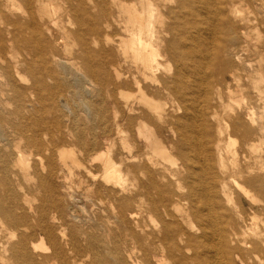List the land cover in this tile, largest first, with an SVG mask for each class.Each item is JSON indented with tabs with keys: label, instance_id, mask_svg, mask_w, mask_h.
I'll list each match as a JSON object with an SVG mask.
<instances>
[{
	"label": "bare ground",
	"instance_id": "obj_1",
	"mask_svg": "<svg viewBox=\"0 0 264 264\" xmlns=\"http://www.w3.org/2000/svg\"><path fill=\"white\" fill-rule=\"evenodd\" d=\"M0 264H264V0H0Z\"/></svg>",
	"mask_w": 264,
	"mask_h": 264
},
{
	"label": "rangeland",
	"instance_id": "obj_2",
	"mask_svg": "<svg viewBox=\"0 0 264 264\" xmlns=\"http://www.w3.org/2000/svg\"><path fill=\"white\" fill-rule=\"evenodd\" d=\"M123 69L125 70L126 66H124ZM66 143H67L66 145L69 144V142H66ZM96 165H98V163H96ZM97 170H98V168L94 166L93 167V171L96 172ZM96 182L98 183L99 181H95V180H92V179L89 180L87 176H82V174H80L79 176H76V177L68 180L67 185L72 186V190H73L72 192L75 195V201H76L75 203H73L70 200V198L66 195V192L63 190L62 186L60 187V191H61V194H62L61 197H63V198H61V201L67 200V202H69L71 204L72 208H71V210H68V211H71V212L73 211L75 214H77L79 216L80 215L84 216L86 214V212L85 211L83 212V210H82V206H84V204L87 205V207L85 206V208H87L90 211L89 208H91V204H90L88 199L91 196H88L89 191H88L87 188L88 187H93V189L91 191V195L93 197L98 196L99 189L94 184ZM90 183H93L94 185L89 186ZM83 193H85V194H83ZM105 206H107V205H105ZM247 206H248V204H247ZM119 239L121 240V245H122L123 248H130V246L132 244V240L129 238L127 232H122L121 234H119ZM136 245L139 247V244H136Z\"/></svg>",
	"mask_w": 264,
	"mask_h": 264
}]
</instances>
